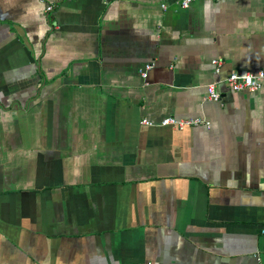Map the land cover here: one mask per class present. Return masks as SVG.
I'll use <instances>...</instances> for the list:
<instances>
[{"label": "crops", "instance_id": "crops-1", "mask_svg": "<svg viewBox=\"0 0 264 264\" xmlns=\"http://www.w3.org/2000/svg\"><path fill=\"white\" fill-rule=\"evenodd\" d=\"M165 1L0 0V264H264V0Z\"/></svg>", "mask_w": 264, "mask_h": 264}, {"label": "built area", "instance_id": "built-area-1", "mask_svg": "<svg viewBox=\"0 0 264 264\" xmlns=\"http://www.w3.org/2000/svg\"><path fill=\"white\" fill-rule=\"evenodd\" d=\"M196 1H220V0H180L179 5L182 8H188L192 3ZM161 5L163 9L168 7L165 0H161ZM54 10V4L49 5L47 8L48 13L50 14ZM214 63L220 65V61L215 59ZM152 68V64H147L144 69L141 70V75L145 78L148 76L149 69ZM227 86L232 91H240V90H264V70H260L257 72H233L229 78L226 80ZM222 97L221 93L218 91L217 86L215 84H210L208 86V98L211 100H220ZM143 124L146 125H161V126H171L178 129H184L186 127L205 125L207 127H211V122L202 119L200 117L195 118H179L176 116H168L157 124H155L150 119L144 118L142 120Z\"/></svg>", "mask_w": 264, "mask_h": 264}]
</instances>
